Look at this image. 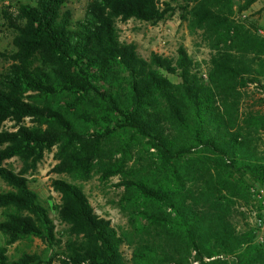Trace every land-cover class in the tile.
Returning <instances> with one entry per match:
<instances>
[{
	"label": "trees",
	"instance_id": "trees-1",
	"mask_svg": "<svg viewBox=\"0 0 264 264\" xmlns=\"http://www.w3.org/2000/svg\"><path fill=\"white\" fill-rule=\"evenodd\" d=\"M68 1L2 15L14 51L0 53V128L12 123L0 130V264H43L8 261L20 240L59 244L27 179L53 150L52 173L69 179L51 183L68 226L60 264H264L249 222L262 210L253 187L264 186V36L241 17L257 0H176L210 51L205 73L183 48L144 59L120 40L118 21L156 24L169 4L88 0L73 21ZM94 175L118 179L125 229L97 216L76 184Z\"/></svg>",
	"mask_w": 264,
	"mask_h": 264
},
{
	"label": "rangeland",
	"instance_id": "rangeland-1",
	"mask_svg": "<svg viewBox=\"0 0 264 264\" xmlns=\"http://www.w3.org/2000/svg\"><path fill=\"white\" fill-rule=\"evenodd\" d=\"M34 0H0V53L12 52L14 47L12 39L13 31L9 28L8 22L4 19L3 12L10 11L21 4H29ZM88 0H69L64 6L63 11H69L73 21L83 18L85 7ZM161 8L169 4L172 11H169L165 19L156 24L129 20L126 22L118 21L117 29L120 40L125 43H132L136 47L138 55L148 59L151 54H158L165 58L177 59L178 50L185 49L187 54L196 63L202 73L209 60L210 51L202 40L199 33H192L187 28L186 22L182 18L180 10L181 3L176 0H159ZM238 0L235 6L238 5ZM242 18H246L255 24L260 31L264 32V0H257L249 10L242 13ZM8 64L0 58V73L7 69ZM167 78L173 82H178L173 76L167 75ZM256 92V91H255ZM11 130L12 123H5L0 130ZM55 150L45 152L43 159L37 165L36 169L27 174L29 188L37 195L39 204L48 212L49 218L54 225L55 238L59 241L58 246L50 247L39 239L31 238L16 242L7 247L8 261H17L23 254L37 255L47 264H60L59 259L63 252L64 244L69 240L67 234L68 226L61 222L58 216V207L60 205V195L52 188V181L55 179L69 180L64 175L52 173V168L56 164L54 159ZM7 166L15 170H20L21 163L16 159L8 161ZM118 179L111 178L108 181H100L98 175L92 176L87 182H77L80 185L94 213L111 222L115 228L121 229L127 227L126 218L118 209V201L123 193V189L117 186ZM0 188L3 191L7 187L0 181ZM260 191L264 193V186L254 185L253 193ZM3 219V211L0 209V221ZM249 222L257 228L254 216H250ZM4 245V238L0 234V246ZM126 254L129 249H123Z\"/></svg>",
	"mask_w": 264,
	"mask_h": 264
},
{
	"label": "built area",
	"instance_id": "built-area-1",
	"mask_svg": "<svg viewBox=\"0 0 264 264\" xmlns=\"http://www.w3.org/2000/svg\"><path fill=\"white\" fill-rule=\"evenodd\" d=\"M259 33L264 36V32L259 31ZM258 194L259 199L261 200L262 210L260 213V218L256 219L257 223V235H256V242L264 243V193L260 191Z\"/></svg>",
	"mask_w": 264,
	"mask_h": 264
}]
</instances>
